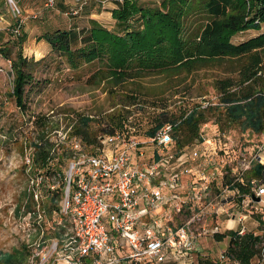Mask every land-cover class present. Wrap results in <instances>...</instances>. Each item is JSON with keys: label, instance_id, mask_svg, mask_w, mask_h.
<instances>
[{"label": "rangeland", "instance_id": "374dc122", "mask_svg": "<svg viewBox=\"0 0 264 264\" xmlns=\"http://www.w3.org/2000/svg\"><path fill=\"white\" fill-rule=\"evenodd\" d=\"M13 1L25 19L22 34L16 38L9 31H0V47L7 44L12 58L17 52L22 53L27 62L30 80L25 87L23 108L19 109L11 96L13 75L10 62L0 56V255H16L20 252L26 253L29 258L38 243L55 236V224L62 219L48 201L51 185H54V189L58 188L62 177H49L48 184L40 186L39 204L41 210L44 209L40 217L36 212L35 201H31L29 196L30 179L38 173L32 172V167L26 165L25 160L32 156L30 143L37 137L40 124L46 123L50 140L56 141L79 116H91L92 120L99 121L100 123L92 124V129L99 130L100 125L108 123L112 114L124 112L128 118L125 127L130 129L129 132L141 144L142 155H133V160L146 163L153 160L155 150L158 151L150 142V138L145 136V131L154 125L153 118L159 110H154L153 106H166L170 113L178 114L184 108L199 104L202 107L208 104L216 105L218 94L214 91L212 83L216 78L235 77L236 74L228 67V62H225L209 63L198 67L187 76L172 79L162 74H152L136 78L132 82L122 81L113 86L112 80L89 81L91 76L103 70L101 64L93 63L76 70L68 69L65 59L52 53L44 43L41 44L43 40L38 37L46 29H50L49 27H74L79 30L88 26L90 19L116 31L119 28L110 13V8L115 7V2L109 1L102 6L101 0H79L78 5L82 7L74 16L66 12L70 7L76 6L75 0H56L51 9L44 8L46 0ZM136 1L146 6H158L161 2ZM99 5L103 12H99ZM32 13L38 14L37 19H32ZM0 18L4 27L11 28L15 25V18L7 0H0ZM200 18L202 17L189 18L186 27L196 30L202 23ZM257 34L255 31H247L235 36L232 42L240 43ZM31 47H35L36 52L30 51ZM260 76L264 82V71ZM130 90H136L137 103L125 108L121 96L123 92ZM141 108H144V111ZM199 137L200 142L194 139L181 152L179 160H189L187 164L191 172L183 178L176 191L180 199L174 201L179 203L187 198L194 179L209 185L206 195L203 194L201 200L191 198L189 210L184 207L179 213L169 209L166 212L172 215L173 220L183 221L203 210L205 218L201 223L194 224L193 231L197 237L189 256L186 259L170 256L163 264H235L222 258L229 239L226 237L217 241L212 232L215 229L222 233L244 228V233L264 236V195L254 199L248 196L240 197L227 182L239 177L240 162L244 158L257 159L264 164V149H259L264 144V134L242 132L239 128L220 132L214 117H211L208 123L200 126ZM72 140L67 138L65 145H61L62 149L66 150L64 157H61V151L58 150L52 159V166L56 160H63L62 164H57L63 176L67 169L70 154L68 149ZM173 145L174 142L169 145L171 153L175 151ZM82 148L84 152H89V146ZM108 148L104 147V152H107ZM194 151L197 152L196 157L192 154ZM247 174L244 173L240 181L245 183L248 180ZM254 181L257 186L264 187V178ZM61 200L62 198L57 206H60ZM252 264H264V244Z\"/></svg>", "mask_w": 264, "mask_h": 264}, {"label": "trees", "instance_id": "16d2710c", "mask_svg": "<svg viewBox=\"0 0 264 264\" xmlns=\"http://www.w3.org/2000/svg\"><path fill=\"white\" fill-rule=\"evenodd\" d=\"M110 13L119 28L116 31L90 19L88 26L79 30L49 27L38 39L45 41L52 53L64 58L68 69L101 64L103 70L91 76L89 81L112 80V86L152 74H162L170 79L187 76L209 63L228 62L236 78L227 76L214 80L212 86L218 94V104L205 107L199 104L184 108L178 114L170 113L166 106H153L154 110H159L153 118L154 125L145 131V136L152 138L159 129L170 125L175 149L172 153L175 155L194 139L200 142L199 128L211 117H214L220 132L239 128L242 132L264 134V82L260 76L264 71V0H161L158 6L123 0L115 3ZM193 16L202 17V23L196 30L186 27L187 20ZM247 31L258 34L240 43L232 42L235 36ZM0 56L10 62L13 75L11 96L17 107L22 109L25 87L30 80L27 62L21 52L12 58L7 44L0 47ZM135 93L136 90L123 92L121 97L125 108L136 105ZM92 119L91 116H79L67 133V138L89 146V153H107L101 141L104 136L117 131L129 133L124 112L112 114L108 123L100 125L99 130L92 129V124L99 122ZM48 129L46 123L40 124L37 137L30 143V166L32 172L43 176V185L48 184L49 177H62L61 185L49 190L48 195V201L58 211L64 182L57 164H62L63 160H56L52 166V159L58 150L64 157L66 150L62 147L57 149L56 142L49 138ZM160 157L161 154L155 150L154 158L158 160ZM247 173L245 183L233 178L227 182L240 197L254 198L251 180L264 178V164L253 159ZM29 196L34 201L31 194ZM212 232L217 241L228 237L222 258L235 264H252L264 244V236L251 232L240 234L239 231L227 230L220 233L216 229ZM0 264H28L27 254H1Z\"/></svg>", "mask_w": 264, "mask_h": 264}, {"label": "built area", "instance_id": "2783aa9c", "mask_svg": "<svg viewBox=\"0 0 264 264\" xmlns=\"http://www.w3.org/2000/svg\"><path fill=\"white\" fill-rule=\"evenodd\" d=\"M109 1L123 0H101L102 6ZM75 2L66 14L79 13L82 6L79 0ZM7 3L15 25L4 27L0 18V31H9L17 38L25 19L13 0ZM55 3L46 0L44 8L51 9ZM31 17L37 19L38 14L32 13ZM71 125L55 141L56 146L65 145ZM101 141L109 147L107 153H87L79 141L71 142L58 210L62 219L55 224V236L36 245L28 264H163L170 256L186 259L197 237L194 224L201 223L205 213L199 210L186 220L175 221L166 210H189V200H201L209 185L194 179L187 198L174 201L180 199L176 191L191 169L189 160H179L182 153L175 155L169 150L173 143L171 126L162 127L150 138L161 157L146 163L133 160V155L142 152L140 142L130 132L117 131ZM259 149H264V144ZM192 154L197 156L195 151ZM251 162L241 160L239 177L250 169ZM25 163L30 166L31 157ZM251 184L254 198L262 197L264 187L255 181ZM42 185V175L30 179V194L39 217L43 212L39 204ZM51 187L54 190V185ZM239 233L243 234L244 228Z\"/></svg>", "mask_w": 264, "mask_h": 264}, {"label": "crops", "instance_id": "0c3cea01", "mask_svg": "<svg viewBox=\"0 0 264 264\" xmlns=\"http://www.w3.org/2000/svg\"><path fill=\"white\" fill-rule=\"evenodd\" d=\"M108 5H111V4H108ZM107 5V6H108ZM107 6L105 7V8H107ZM99 7H100V5H99ZM110 9H112V8H110ZM103 9L100 7V11L99 12H103L102 11ZM74 23H72V25H73ZM71 25V24H70ZM84 27V26H83ZM65 28H67V27H65ZM69 28V27H68ZM44 43V45H45V47L46 48H48L49 50H50V46L45 42V41H43L41 44H43ZM43 46V45H42ZM30 51H35L36 52V48L35 47H31L30 49H29ZM38 52V51H37ZM42 55V54H41ZM233 222H234V220H232Z\"/></svg>", "mask_w": 264, "mask_h": 264}, {"label": "water", "instance_id": "95a60500", "mask_svg": "<svg viewBox=\"0 0 264 264\" xmlns=\"http://www.w3.org/2000/svg\"><path fill=\"white\" fill-rule=\"evenodd\" d=\"M256 200H259V198H256Z\"/></svg>", "mask_w": 264, "mask_h": 264}]
</instances>
